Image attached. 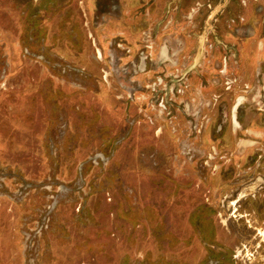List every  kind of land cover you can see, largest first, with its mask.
Wrapping results in <instances>:
<instances>
[{"label": "rangeland", "instance_id": "1", "mask_svg": "<svg viewBox=\"0 0 264 264\" xmlns=\"http://www.w3.org/2000/svg\"><path fill=\"white\" fill-rule=\"evenodd\" d=\"M0 264H264V0H0Z\"/></svg>", "mask_w": 264, "mask_h": 264}]
</instances>
